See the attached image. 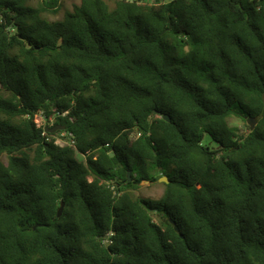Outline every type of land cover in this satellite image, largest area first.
I'll return each mask as SVG.
<instances>
[{
	"label": "trees",
	"instance_id": "trees-1",
	"mask_svg": "<svg viewBox=\"0 0 264 264\" xmlns=\"http://www.w3.org/2000/svg\"><path fill=\"white\" fill-rule=\"evenodd\" d=\"M62 1L0 0V264H264V0Z\"/></svg>",
	"mask_w": 264,
	"mask_h": 264
},
{
	"label": "rangeland",
	"instance_id": "rangeland-1",
	"mask_svg": "<svg viewBox=\"0 0 264 264\" xmlns=\"http://www.w3.org/2000/svg\"><path fill=\"white\" fill-rule=\"evenodd\" d=\"M79 0H63L62 1V6H60V11L57 15H49L48 17L51 19H59L62 17V14L65 9H71L72 5L74 3H78ZM39 124L42 125L43 122L39 119L38 120ZM228 122L231 126H236L240 129V132L245 131V125L244 122L236 117H230L228 119ZM56 129L55 131H57ZM205 140L208 142L209 137H205ZM163 192V185L162 181L158 179L157 182H149V181H141L137 190L134 191L136 195H141L147 198L151 199H157L161 196Z\"/></svg>",
	"mask_w": 264,
	"mask_h": 264
},
{
	"label": "water",
	"instance_id": "water-1",
	"mask_svg": "<svg viewBox=\"0 0 264 264\" xmlns=\"http://www.w3.org/2000/svg\"><path fill=\"white\" fill-rule=\"evenodd\" d=\"M163 118L165 120H169L167 115H164ZM246 122L249 125L250 129H253L255 124H256V122H257V119L256 118H248L246 120ZM56 129H62V127L61 126H54L52 128H46L45 130L48 131L49 133H54ZM128 175H129V173H128ZM129 180H130V177H129ZM159 180L162 181V182H165V183L168 182V179L165 176L160 177ZM144 181H147V180H144ZM62 207H63V202L60 204V206L58 208L57 216L60 215V213L62 211ZM172 224L174 225L175 231L178 232L179 231L178 227L174 224V222H172Z\"/></svg>",
	"mask_w": 264,
	"mask_h": 264
},
{
	"label": "built area",
	"instance_id": "built-area-1",
	"mask_svg": "<svg viewBox=\"0 0 264 264\" xmlns=\"http://www.w3.org/2000/svg\"><path fill=\"white\" fill-rule=\"evenodd\" d=\"M146 1H148V2H153V0H146ZM168 1H169V0H160L161 3H163V2H168ZM44 124H45V125H49V126H51V125H52V121L49 122V123L43 122L42 125H44ZM39 125H40V124H39ZM56 142H57V143H61L62 141H61L60 138H57Z\"/></svg>",
	"mask_w": 264,
	"mask_h": 264
}]
</instances>
